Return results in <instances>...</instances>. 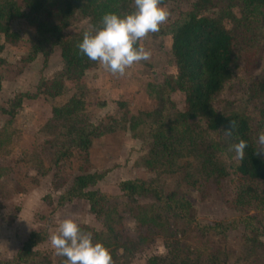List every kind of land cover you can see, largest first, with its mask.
Here are the masks:
<instances>
[{"label": "rangeland", "instance_id": "rangeland-1", "mask_svg": "<svg viewBox=\"0 0 264 264\" xmlns=\"http://www.w3.org/2000/svg\"><path fill=\"white\" fill-rule=\"evenodd\" d=\"M193 1L167 2L164 7L170 10L171 15L161 27L175 19L180 12L190 10ZM128 4L134 5V0H129ZM46 7L57 14L61 6L59 0H50ZM232 11L238 15L237 6H232ZM91 18L76 10L71 28L93 30L96 25L91 22ZM94 21L100 24L101 19ZM224 21L237 38V66L212 104L219 112L244 113L249 122L254 123L257 108L264 107V94H254L247 84L264 75V46L258 52L260 56L255 62L253 57L246 65V47L234 31V25L228 19ZM251 29L246 41L250 37L252 40L264 41L260 26L256 24ZM10 30L18 33L20 38L18 42L9 44L4 43L0 35V59L3 60L0 65V108L6 109L17 93H34L40 76L51 81L58 78L62 69L59 49L53 45L47 50L50 41L45 38V33L35 31L19 19L11 21ZM167 41V36L159 32L149 33L146 38L138 41L137 47L150 51L151 58L126 69L123 76L113 75L91 60L89 67L83 71L81 82L77 83L83 86V108L79 114L97 126L99 132L91 138L88 160L84 166L88 171L104 172L92 189L117 194V183L132 178L153 180L165 191L175 189L190 202V215L197 226H212V229L202 232L189 226L180 232V241L189 246L192 252L190 255H197V250L201 253L197 257L202 259L200 263L188 259L184 264H264V236L255 240L253 232L241 224L234 228L225 227L231 220L243 216L250 217L255 225L264 224V206L256 207L253 204L236 207L229 204L232 186L225 182L219 188L209 185L207 195L201 200L198 180L181 179L178 171L177 174L172 173L162 165L164 160H168L174 162L173 170H178L179 165L183 166L184 162L194 163L199 156L209 151L225 166L233 159V153L223 135L204 130L202 123L191 124L197 135L185 133L183 141L180 138V127L173 129L167 126L168 121L174 118L175 110H179L182 105L177 94L171 98L173 108H169L161 120L163 123L160 126L163 128L157 130L155 120L162 105L158 84L168 61ZM44 52L47 59L43 65ZM61 81V92L55 97L43 91L34 98H24L13 115L0 111V259L10 258L28 232L43 224L41 215L47 210V197L54 203L82 164L74 149H71L69 160L56 158L58 147L53 143L59 144L65 137L63 130L51 126V107L60 105L75 92V83L73 85L65 78ZM157 132L175 143L171 156L152 157V151L155 150L153 142H159L152 135ZM148 160L151 165L146 163ZM121 214L123 228L130 237L135 238L138 234L136 221L127 213ZM50 216L51 226L47 230L46 239L37 245V249L50 258L51 264H56L57 255L50 245L49 237L63 219L71 218L78 224L102 230L100 221L88 212L87 203L82 199H73L56 207ZM216 223L219 227L213 229ZM165 238L149 233V240L142 248L130 258L120 257L116 264H146L147 258L166 252L164 242L171 238Z\"/></svg>", "mask_w": 264, "mask_h": 264}, {"label": "trees", "instance_id": "trees-1", "mask_svg": "<svg viewBox=\"0 0 264 264\" xmlns=\"http://www.w3.org/2000/svg\"><path fill=\"white\" fill-rule=\"evenodd\" d=\"M49 1L20 0L18 3L16 0H0V35L4 43L14 44L19 41L20 36L10 30V23L17 19L23 20L35 31L46 34L45 38L50 41L47 50L53 45L56 46L62 61V69L57 79L46 81L40 76L34 93H17L9 101L8 108H0V111L13 115L24 98H34L43 91L55 97L61 92V80L69 79L73 85L75 83V92L60 105L51 107V126L63 130L65 137L59 144H53L58 147L55 152L57 159L69 160L71 149H74L82 164L54 203L47 197V210L41 215L43 224L30 230L14 254L8 259H0V264H51L50 258L39 252L37 245L46 239L47 230L51 226L50 215L54 209L73 199L84 200L88 212L100 221V231L86 224L78 225L82 231L93 234L94 243L99 241L104 244L111 254L113 264H116L120 257H132L149 240V233L160 235L164 239L169 237L171 240L164 242V254L147 258L146 264H184L188 259L190 262L200 263L202 259L197 255L201 256V253L195 250L197 255L191 256L189 246L180 241L181 233L189 226L199 232L212 229V226H197L190 215V202L178 194V191H165L153 180L141 178L119 181L116 186L117 194L92 189L103 177L104 172L88 171L84 166L88 160L91 138L99 132L97 126H93L79 114L83 108V86L77 83L80 84V77L89 67L90 60L79 51L77 45L82 41L85 32H94V29L102 26L101 22L95 23V19L102 20L103 15L109 12L124 16L134 11L135 6L129 5V0H59L60 11L53 14L46 7ZM170 1L176 0H162L161 6L164 7ZM231 1L194 0L190 10L180 12L175 19L160 28L159 33L168 38V61L158 84L162 105L155 123L157 130L163 128L160 124L163 123L161 120L164 113L173 108L172 95H179L181 108L175 110L174 118L168 121L167 126L173 129L180 127V138L183 141L185 133L197 135L191 124L202 123L204 130L223 135L233 153V159L225 166L209 151L199 156L194 163L184 162L183 166L179 165L178 170H173L174 162L170 163L168 160H164L162 165L172 173L177 174L178 171L181 179L198 180L201 200L207 195L209 185L219 188L225 182L232 186L229 204L236 207L254 204L260 207L264 206V153L255 155V150L256 136L264 132V107L257 108V119L250 123L244 113L219 112L212 104L223 85L231 79L237 66V38L226 26L224 19L234 25V31L239 34L246 47V65L253 57L255 62L260 56L258 52L264 46V41L252 40V37L246 41L251 27L256 24L260 26L261 37L264 39V0H236L235 3ZM232 6H237L238 15L234 14ZM76 10L92 17L91 22L96 25L94 31L71 28ZM43 55L44 65L46 52ZM2 62L0 59V65ZM247 85L254 94H264V75L254 78ZM230 121H235L237 126L232 136L226 138L224 130L229 127ZM152 138L159 140L158 143L153 142V158L172 155L176 146L173 141H168L161 132L152 135ZM240 139L248 144L242 161L237 159L232 149V145ZM146 163L151 165L150 160ZM121 212L127 213L136 221L138 234L135 238L130 237L123 228ZM237 224L249 228L255 240L264 236V224L255 225L250 217L246 216L231 220L225 227L234 228ZM218 227L217 223L213 224V229ZM118 250L121 253L118 254ZM65 259L57 256L56 264H63Z\"/></svg>", "mask_w": 264, "mask_h": 264}, {"label": "clouds", "instance_id": "clouds-1", "mask_svg": "<svg viewBox=\"0 0 264 264\" xmlns=\"http://www.w3.org/2000/svg\"><path fill=\"white\" fill-rule=\"evenodd\" d=\"M161 4L162 0H134V11L124 16L104 14L101 27L83 34L77 45L79 51L113 75H125L126 69L134 64L150 60L151 52L136 45L149 33L159 32L161 25L168 21L170 10ZM236 126L235 121H230L224 130L226 138L232 136ZM247 147L243 139L232 145L238 160L244 159ZM261 153H264V132L258 134L256 141L255 155ZM49 240L56 255L66 258L63 264H113L104 244L94 243L93 234L82 231L71 218L60 221Z\"/></svg>", "mask_w": 264, "mask_h": 264}]
</instances>
